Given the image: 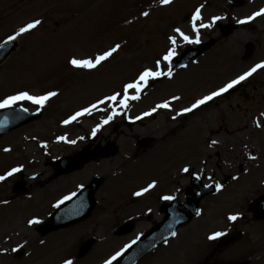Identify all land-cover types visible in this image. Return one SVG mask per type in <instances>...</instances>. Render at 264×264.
Listing matches in <instances>:
<instances>
[{"label":"rangeland","instance_id":"rangeland-1","mask_svg":"<svg viewBox=\"0 0 264 264\" xmlns=\"http://www.w3.org/2000/svg\"><path fill=\"white\" fill-rule=\"evenodd\" d=\"M229 1L176 0L173 6L162 7L158 0H0V42L34 19L43 21L33 34L18 40V51L0 65V98L21 90L33 95L48 91L59 93L42 110L41 119L1 139L0 175L14 167H21L23 173L0 183V201H9L6 205L0 204V248L11 249L25 240L29 242L19 252L21 254L9 251L0 255V264H58L65 258H74L89 234H103L101 227L110 221L107 219L110 213H114L115 225H119L151 204L155 205L159 197L156 194H179V200L184 201L185 190L196 174H200L203 184L211 181L223 184V191L204 198L200 204L202 215L182 227L176 238L139 264H223L241 260L264 264V223L254 222L247 213L250 202L264 195V127L257 128L254 123L259 118L264 125V117L260 116L264 112V70H258L230 90L231 94L195 111L192 116L189 117L192 114L189 113L171 119L196 99L264 62V17L252 24L236 22L259 10L264 0H244L240 7L229 5ZM200 4L205 5V20L212 15L227 17L218 22L215 29L202 30L204 43L217 41L213 48L203 54L198 63L178 71L174 79L151 82L144 92L145 95L151 92V96L138 105L139 101L129 102L127 110L119 109L125 115H117L96 133L95 136L101 137L93 146L114 142L119 147L115 157L47 182L53 173L46 162L47 153L51 158H60L75 153L79 146H86L93 137V129L109 113L94 110L92 115L82 116L71 124L65 125L63 121L113 92L121 91L142 69L153 67L155 59L170 46L167 37L173 34L174 26L191 35L189 16ZM145 10L150 12L148 18L141 16ZM237 24L239 27L229 36L221 35L220 25ZM178 42L181 49L189 46ZM247 42L254 43L250 57L244 50ZM116 43L122 45L121 50L98 70L74 69L68 63L72 57L87 58ZM173 95L182 99L172 103V111L160 109L159 112L168 113L157 111L143 117L140 124L126 125L129 119L143 116L155 105L171 100ZM15 107L21 108V105ZM22 107L37 111V107L28 102H23ZM104 108L105 105H100V109ZM61 136L77 143L59 141ZM144 138L154 141L151 149L138 147L137 143ZM211 140L219 143L210 147ZM5 148L11 151L6 152ZM249 154L258 159H248ZM184 166L190 167L193 174L183 173ZM96 174L106 182L95 195L99 204L90 218L44 238L38 235L36 227L27 228V221L34 217L47 221L62 197L71 195L77 184L88 185ZM233 176L239 179L233 180ZM21 180L27 190L15 195L13 187ZM152 180H156L159 187L153 195L150 193L145 200L134 203L120 202L127 197L134 198L133 193ZM161 186L166 190L162 191ZM26 195L28 198L23 197ZM125 213L128 216L122 215ZM236 213H240L241 218L245 216L249 223L239 219L234 226L245 229L250 237L217 252L215 241H208L207 236L214 231L229 230L235 222H229L227 216ZM24 228L28 232L23 234ZM135 234L96 246L75 264H99L118 248H124V243Z\"/></svg>","mask_w":264,"mask_h":264},{"label":"snow or ice","instance_id":"snow-or-ice-1","mask_svg":"<svg viewBox=\"0 0 264 264\" xmlns=\"http://www.w3.org/2000/svg\"><path fill=\"white\" fill-rule=\"evenodd\" d=\"M176 0H158V3L162 7H170L175 4ZM205 5L200 4L189 16V26L191 35L187 34L184 30H182L178 26H174L172 28V35L167 37L169 47L166 51L159 56L154 61L153 67H145L142 69L137 76L130 82L125 83L122 86L121 91L113 92L111 95L104 97L103 99L98 100L96 103L91 104L89 107H85L80 111L72 114L68 119H65L63 123L65 125L71 124L74 121H78L80 117L85 115H92L94 110H102L108 112L106 119L102 121L101 124L97 125L95 129L92 131V136L95 137L96 133L100 131V129L109 124L117 115H125V112L119 111V109L127 110L129 108V101H139L141 99V94L144 93L145 89L149 86L151 81L160 80L163 78H167L169 80L174 78L175 73L173 72L174 59L178 55L177 49L182 45L178 41H182L183 44L188 45H199L202 40V30H213L217 26L218 22L227 19L224 15H212L207 20H205V16L203 15V9ZM141 16L144 18H148L150 16V12L145 10L142 11ZM264 17V8H260L259 10L253 12L251 15L247 16L244 19H239L236 22L238 24H248L251 21L256 20L257 18ZM43 23L41 19H34L29 23L24 24L23 26L14 30V32L8 35L2 42H0V50L6 49L8 45L13 44L21 38H25L27 35L33 34L36 29ZM128 23H132V21H128ZM122 45L120 43H116L114 46L109 47L108 49L95 54L93 56L78 59L76 57H72L68 60V63L74 69H85L89 72L98 70L101 68L106 62H109L114 56L119 53ZM198 63V62H197ZM180 67L187 68L186 64H181ZM258 70H264V62L255 64L249 70L245 71L243 74L238 75L236 78L231 79L227 83H225L222 87H219L216 90L209 92L206 95L196 99L190 106L183 107L179 112L171 117L172 120H176L178 116H184L189 113H194L197 109H201L203 106L208 105L210 102L214 101L216 98L223 96L225 93H228L230 90L236 88L238 85H241L242 82L247 81L250 77L253 76ZM59 93L57 91H48L43 95H33L30 94L26 90L18 91L16 94L8 95L4 98H0V109L12 108L17 105H21L20 110L24 113L29 111L28 108L22 107L23 102H28L37 107V111L43 110L48 102L52 100L54 97H57ZM182 99L179 95H173L171 100H165L162 103L155 105L150 111H146L143 113V116H137L135 119L140 120L143 117L151 116L153 113L157 112L160 109H165L168 111H172V103L180 101ZM100 105H105L104 109H100ZM260 116L264 117V112L260 113ZM257 128H262L264 125L261 124L260 119L257 118L254 121ZM80 139H84V137H80ZM59 141H63L69 144H76V140H68L66 137L61 136L58 137ZM219 142L217 140H211L209 146H215ZM43 147H47V145H43ZM4 151L8 152L11 149L5 148ZM248 159L257 160L258 157L255 155H248ZM21 167H14L7 171L5 174L0 175V183L7 181L10 177L15 176L17 173L22 172ZM181 171L185 174L192 175V169L188 166H184ZM201 178L200 174L195 175V179L199 180ZM35 179V177H33ZM209 180H212V177H208ZM233 180H238L239 177L233 176ZM80 187H83L82 185ZM158 187V182L156 180H152L145 187H142L139 191H135L133 193L136 197H142L146 194L152 192ZM206 188H215L216 193H220L224 189V185L221 183L214 184H206L204 185ZM179 191V190H177ZM77 193L73 192L71 195L65 196L63 199L58 201L54 207L59 208L65 201L72 200ZM164 201H174L177 199L176 195H162L160 197ZM8 200L0 201V204H8ZM198 216L202 215V210H198L196 213ZM241 219V214H231L227 216V220L229 222H236ZM43 221L39 218H32L27 221L29 227L34 225H40ZM171 228V226H170ZM227 233L224 231H214L210 235L207 236L208 241H217L221 237L226 236ZM170 236L175 238L178 236V232L175 230L170 231ZM10 239V238H9ZM28 243L27 240L24 243L18 244L15 247L9 248H0V255H6L10 252L18 253L21 249L25 248V245ZM41 244L44 243L43 240L40 241ZM136 241L133 240L130 244L125 245L123 249L111 255L109 258L104 260V264H115L119 260L120 257L123 256L124 252L127 251L128 248H131ZM164 243H168V237L164 238ZM62 264H75V261L68 257L63 259Z\"/></svg>","mask_w":264,"mask_h":264},{"label":"water","instance_id":"water-1","mask_svg":"<svg viewBox=\"0 0 264 264\" xmlns=\"http://www.w3.org/2000/svg\"><path fill=\"white\" fill-rule=\"evenodd\" d=\"M238 4V3H236ZM233 28H228L223 31L224 36H228L231 34ZM215 44V41H211L210 43L206 45H202L198 51L193 52L191 54L186 55L183 60L182 64H187L190 59L197 58L201 53L202 50H207L210 47H212ZM252 45H247V49L249 53L252 51ZM14 46L7 47L4 50H0V64L5 60V58L10 54V49ZM180 63L174 64V69L179 67ZM39 118L38 115L32 116L30 114L21 112L19 110L15 109H6L0 111V139L3 135L8 134L9 132L20 128L26 124H28L31 121L36 120ZM142 146H148L146 141L141 142ZM90 146V145H89ZM116 145L114 143H110L107 148H97L95 151V156H98L102 153H105L108 157L115 154V147ZM89 157V156H88ZM90 159V158H89ZM88 161V158H86V154L78 156L75 160L69 161V162H59L57 163V175L55 177H58L62 175L63 173L71 172L76 169H81ZM103 180H97L95 184L88 187L79 197L78 200L71 204V206L80 208V212L76 213H67L65 210L66 219L63 220L60 219V215L63 213V209L60 210L55 216H53V224H51L49 227L45 228L44 235L53 232L58 231L61 228L70 227L72 225H75L77 223H80L87 219L89 215L91 214L95 203H94V194L98 190V188L101 186ZM194 187H198L201 191V194L195 195L192 192V189L188 191V200L189 203L185 205V208L190 211V213L185 214L182 211H178L177 206L171 207L170 209L167 208L168 217H167V223L164 226L158 227L154 232L143 239H141L133 248H131L121 259V264H136L141 258H143L145 255H147L149 252L153 251L155 248H157L161 243L164 242V238L170 236V231L175 230L185 224H188L193 216L197 215V211L199 210V202L201 199H203L206 195H208L211 192H208L204 190L203 187L198 183V181L193 182ZM252 211L256 214L259 218H264V198L256 201L252 205ZM171 226V228H170ZM131 227L128 229L130 230ZM163 231V237L162 232ZM235 239H227L223 240L220 244V247H227L229 244L233 243ZM89 249H85L83 253L81 254V257L84 256ZM238 264H245V263H238Z\"/></svg>","mask_w":264,"mask_h":264},{"label":"flooded vegetation","instance_id":"flooded-vegetation-1","mask_svg":"<svg viewBox=\"0 0 264 264\" xmlns=\"http://www.w3.org/2000/svg\"><path fill=\"white\" fill-rule=\"evenodd\" d=\"M162 191L165 190V189H161ZM156 195H159L158 197V201L157 203L154 205V204H151L150 206L146 207L144 210H151V214L148 218V221H145L146 223L148 222L149 225H150V228L157 225L158 223H160L162 220H163V215L161 213V208L165 205H169V202L170 201H164L162 200L160 197L162 195H171V194H156ZM149 197V196H148ZM147 198V197H145ZM145 200V199H144ZM254 222H257V223H264V221H256L254 220ZM245 223L248 224L249 223V220H247V218L245 219ZM257 232H260V229H256ZM248 238L250 237V235H248Z\"/></svg>","mask_w":264,"mask_h":264},{"label":"bare ground","instance_id":"bare-ground-1","mask_svg":"<svg viewBox=\"0 0 264 264\" xmlns=\"http://www.w3.org/2000/svg\"><path fill=\"white\" fill-rule=\"evenodd\" d=\"M231 91H232V90H231ZM231 91H230V92H231ZM230 92H229V93H230ZM224 96H225V95H224ZM224 96H223V97H224ZM221 99H222V97H220V98H218V99H215V100L212 101L211 103H213V102H215V101H218V100H221ZM211 103H210V104H211ZM197 112H198V111H196L195 113H197ZM195 113L190 114L189 117L192 116V115L195 114ZM186 118H188V117H186Z\"/></svg>","mask_w":264,"mask_h":264}]
</instances>
